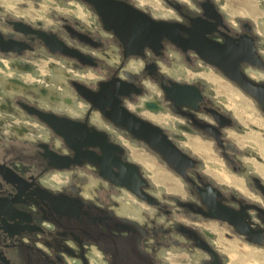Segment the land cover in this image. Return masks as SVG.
Returning <instances> with one entry per match:
<instances>
[{"label": "flooded vegetation", "instance_id": "af4514ba", "mask_svg": "<svg viewBox=\"0 0 264 264\" xmlns=\"http://www.w3.org/2000/svg\"><path fill=\"white\" fill-rule=\"evenodd\" d=\"M39 1L0 0V264H231L239 240L264 249V179L248 171L243 161L252 154L231 135L244 133L243 126L204 81L173 73L181 61L239 88L202 54L254 47L264 61L258 20L232 18L223 0H159L170 16L146 0H114L174 26L189 41L185 48L182 40L164 38L161 48L134 54L89 3L59 0L75 1L76 11L52 12L50 21L30 9ZM253 70L264 68L241 65L264 83ZM117 106L160 130L193 165L177 173L150 143L113 121ZM45 119L61 122L76 142L98 144L80 151L99 163L80 158L52 167L53 160L63 163L59 157L74 159L76 150ZM195 140L233 175L213 168ZM136 154L165 166L179 180L176 190L157 182L159 172ZM57 174L70 177L53 184Z\"/></svg>", "mask_w": 264, "mask_h": 264}, {"label": "water", "instance_id": "95a60500", "mask_svg": "<svg viewBox=\"0 0 264 264\" xmlns=\"http://www.w3.org/2000/svg\"><path fill=\"white\" fill-rule=\"evenodd\" d=\"M83 1L95 7L105 27L115 31L128 53H140L146 47L161 48V41L164 38H168L176 43L182 40L181 43L186 45L185 48L188 47L189 41L179 37V30L177 28L165 22H156L132 6L114 0ZM202 57L208 63L218 67L225 76L235 82L243 92L255 99L264 112V83H258L252 80L241 71V65L243 63H248L258 68H264V61L257 54L254 47L250 49L244 48L241 51L239 50V53H231L228 49H222V51L216 55L203 53ZM111 118L116 124L133 131L136 138L143 139L150 143L155 150L162 154L165 160L174 166L175 170L180 175H184L186 168L193 165V161L189 157L167 143L165 136L162 135L160 130L134 118L125 109L117 106V111ZM44 121L48 123L57 134L65 137L69 145L76 150L74 159L59 157L54 154V157H59L57 159L59 162L63 163L57 164L58 162L53 160L52 167L57 169L68 168L72 164L80 163V158L92 164L99 163L92 153H82L80 151L82 147L97 146L98 144L88 143L86 141L76 142L75 137H68L67 134L62 131L59 125L61 122L57 121L58 124L54 119H45ZM72 140L75 141V144L72 143ZM102 140L105 141L104 138ZM104 156L105 153H103L101 158ZM182 162H184V164H182ZM132 168L135 169V167Z\"/></svg>", "mask_w": 264, "mask_h": 264}, {"label": "rangeland", "instance_id": "374dc122", "mask_svg": "<svg viewBox=\"0 0 264 264\" xmlns=\"http://www.w3.org/2000/svg\"><path fill=\"white\" fill-rule=\"evenodd\" d=\"M13 1L21 2L23 0H13ZM146 1L149 2L151 5H153L154 10L157 9L156 12L158 15L170 16L173 13V10H171L164 4H161L159 0H146ZM183 1L189 2L190 0H183ZM223 1L227 4L226 9L227 11H229L231 17L234 19H238V18L240 19L249 16L245 12H243L242 6L250 1L255 3L261 15L257 19L258 23L260 24V26H263L264 28V0H223ZM39 3H41L42 5L41 7L36 6V4H34L35 6H33V4H30V9L35 12L34 16L37 17L44 16L46 18L48 17L50 21L51 18L48 15H50L52 12L57 11L59 14L68 15L76 11L75 7H73V4H76L75 1L61 2L59 0H41L39 1ZM173 68H174L173 73L175 74V76L181 78L182 80L204 81L206 83L208 90L211 92L212 96L216 98L215 100L217 101V103L221 105L224 109H226L228 112L233 113L234 116L235 113H237L239 110V107L237 105L239 101L246 100L248 103H250L251 107L245 114H243V120L241 121L240 119H237L238 124L243 126L245 132L242 134L232 133L231 135L232 137H237L238 145L241 146L243 150L249 151L252 154L251 156H245L243 161L245 166H247L248 171L255 174H259L264 179V152H262L260 150V147H258L251 140H247L249 136L255 133H259L264 136V112L260 107L259 103L255 99L250 97L248 94L243 92L236 85H234L229 80H227L217 72L213 71L212 69L205 70L204 73L200 75L198 73L191 71L190 68L181 61L175 64ZM54 72H55L54 69H52V74ZM201 76H203V78H207V80L202 79ZM251 76L257 81L264 82V71L262 70H253L251 72ZM124 139H118V140L121 142H126ZM126 144H128L132 148L133 147L134 148L137 147L140 149L143 148L141 145L134 142H130V143L126 142ZM155 161H156L155 169L157 172L169 178L170 181L168 182L179 184V180L174 178V176H170L165 166H163L160 162H157V160ZM210 161L213 164V168L215 167L220 169L222 173L228 176L233 175L232 170H230L229 166L225 164L223 159L218 155L213 153V157L211 158ZM69 177H70L69 174H57L53 176V184L55 183L54 180L65 182L66 180L69 179ZM88 184L89 186H91L92 182H89ZM232 252L234 255L232 256L231 264H254V263H250L248 259H245V256L252 252L258 253L264 257V249L250 246L245 242H242L241 240H239V244L236 247H234V250ZM262 264H264V260L262 261Z\"/></svg>", "mask_w": 264, "mask_h": 264}, {"label": "bare ground", "instance_id": "6f19581e", "mask_svg": "<svg viewBox=\"0 0 264 264\" xmlns=\"http://www.w3.org/2000/svg\"><path fill=\"white\" fill-rule=\"evenodd\" d=\"M3 1H5V0H3ZM242 10H243V12H245L247 15H249L250 17H252L255 20H257L261 16L260 12L258 10V7L256 6L255 3L251 2V1L248 2L247 4L243 5ZM237 105L239 107V110L237 113H235V116L242 121L243 120V114H245L250 109L251 105L246 100L239 101L237 103ZM251 121H253V120H251ZM247 140H251L258 147H260V150L262 152H264V136L263 135H261L259 133H255V134L249 136L247 138ZM192 145H195L196 151L198 152V154H200L201 156H203L207 160H211V158L213 157V152L210 149L209 145H205L202 142H200L199 140L192 141ZM136 158L140 162L145 164L146 167H148L149 169L156 172L155 165L151 160H149L148 158L141 156L139 154H136ZM216 177L221 179L223 176L216 174ZM154 178L157 182H167L168 183V181H170L169 178H167L166 176H163L159 173H156ZM231 183L238 184L237 182H233V181H231ZM239 185H240V183H239ZM172 186L175 187V190L178 187V185L174 184V183L172 184ZM245 259H248V261L250 263L262 264L264 257L258 253L252 252V253L247 254L245 256Z\"/></svg>", "mask_w": 264, "mask_h": 264}]
</instances>
